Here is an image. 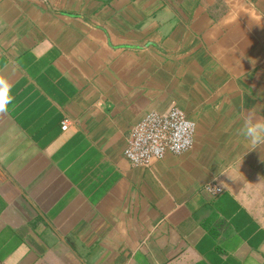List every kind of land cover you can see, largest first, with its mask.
Wrapping results in <instances>:
<instances>
[{"label": "crops", "instance_id": "crops-1", "mask_svg": "<svg viewBox=\"0 0 264 264\" xmlns=\"http://www.w3.org/2000/svg\"><path fill=\"white\" fill-rule=\"evenodd\" d=\"M0 75V264H264V0H0ZM173 105L193 148L134 166Z\"/></svg>", "mask_w": 264, "mask_h": 264}, {"label": "built area", "instance_id": "built-area-1", "mask_svg": "<svg viewBox=\"0 0 264 264\" xmlns=\"http://www.w3.org/2000/svg\"><path fill=\"white\" fill-rule=\"evenodd\" d=\"M68 126L64 121L63 129ZM196 124L177 106L165 112H148L131 130L124 148V156L134 166L150 167L167 154L181 155L194 146ZM207 190L219 193L222 188L209 184Z\"/></svg>", "mask_w": 264, "mask_h": 264}, {"label": "clouds", "instance_id": "clouds-1", "mask_svg": "<svg viewBox=\"0 0 264 264\" xmlns=\"http://www.w3.org/2000/svg\"><path fill=\"white\" fill-rule=\"evenodd\" d=\"M11 89L10 81L0 75V112L9 111V106L14 99L10 94ZM239 134L252 149H256L257 146L264 144V119H254L251 115L244 116Z\"/></svg>", "mask_w": 264, "mask_h": 264}]
</instances>
